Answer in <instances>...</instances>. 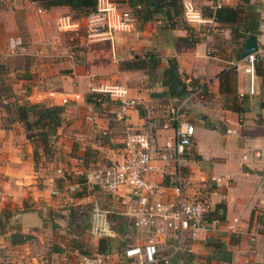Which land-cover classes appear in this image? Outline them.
Segmentation results:
<instances>
[{"label": "crops", "instance_id": "1", "mask_svg": "<svg viewBox=\"0 0 264 264\" xmlns=\"http://www.w3.org/2000/svg\"><path fill=\"white\" fill-rule=\"evenodd\" d=\"M111 1L123 9L133 4V0ZM182 2L192 3L201 14L213 11V0ZM219 3L241 6L250 16L245 23L257 30L248 35H264V0ZM37 9L27 0H0V65L7 70L19 102L60 106L64 112L56 140L45 154L38 142L27 140L24 127L12 122L0 103V264H80L84 253L98 252L99 240L90 235L94 202L110 210L114 237L104 240L106 254L113 264L127 263L123 250L151 237L148 230L135 228L126 214L135 201L125 189L114 198L89 188L86 177L122 159L129 132H147L152 150L170 140L173 131L162 127V119L186 97L188 86L200 79L210 85L201 105L197 100L186 105L195 136L181 171L182 191L187 199L205 201L209 210L195 234L184 232L181 240L169 234L161 240L159 252L169 255L180 245L170 264H264V162L253 157L254 153L264 157L262 79L256 76L255 92L249 94L248 74L223 72L237 48L230 42V25L190 24L199 41L187 46L179 41L187 31L172 30L158 20H136L131 30L119 35L114 62L108 42L85 40L84 18L73 33L79 50L72 73L64 58L69 51L67 34L55 28L57 19L68 16L69 10L42 11L39 28ZM44 34L52 38L53 59L36 55L37 51L46 54ZM9 48L20 49L21 54L10 56ZM148 53L158 59L151 75L122 68L123 63L143 59ZM89 76L127 88L128 96L137 98L139 104L125 108L123 119L118 117V104L109 102L95 109L85 101ZM176 79L186 85L184 94L177 93ZM62 98L68 103L62 104ZM107 130L112 134L103 136ZM166 173L149 180L166 187L171 184V170ZM212 177L221 182H212ZM70 187L75 191H69ZM154 200L174 201L175 197L166 189L154 195ZM219 208L224 210L218 213L223 212V219L215 220ZM23 236L29 239L19 244Z\"/></svg>", "mask_w": 264, "mask_h": 264}, {"label": "built area", "instance_id": "2", "mask_svg": "<svg viewBox=\"0 0 264 264\" xmlns=\"http://www.w3.org/2000/svg\"><path fill=\"white\" fill-rule=\"evenodd\" d=\"M219 0H213V8H219ZM140 5L129 9H123L119 4L111 0H98L97 12L85 18L83 25L84 38L87 42H108L111 48L112 59L116 62L115 52L119 35L131 30L137 20L135 10ZM42 11L36 10V21L39 28L43 26ZM183 17L188 24H212L202 17L190 2L183 3ZM56 31L67 34L69 51L64 58L70 63L69 69L74 73V32L80 29L78 21H72L69 16H60L55 24ZM258 52L245 57L244 59L227 62L226 70H242L249 76L248 93L255 92L253 63L257 56H264V35H258ZM52 38L43 35V54L37 51L38 57L53 59L56 56L51 54ZM10 56L21 54L20 49L9 48ZM210 85L208 80L200 79L188 86L186 97L179 105L171 107L167 116L162 119V127L170 128L173 135L170 140L159 146L156 150L150 148V136L147 132H129L123 141L124 154L120 161L98 169L86 177V185L89 188H97L110 197H120L122 189L128 191L135 201V206L130 208L126 214L132 220V225L139 229H146L151 237L136 246H130L123 250L122 255L127 260L125 264H170L171 258L177 255L181 248L177 245L169 255L162 256L158 246L163 237L174 234L181 240L184 232L195 234L205 222V215L209 210L205 201L200 199H187L182 191V174L185 167V156L189 154L192 146L195 127L190 122L186 105L192 100H197L201 105L203 90ZM86 88L88 94H102L113 103L119 105L118 117L124 118L125 108L135 107L139 104L137 98H130L128 90L118 85L104 83L97 76L86 77ZM243 97V94H240ZM62 104H67L68 99L62 98ZM98 113V112H97ZM97 113H94L96 116ZM99 114V113H98ZM103 136H110V131L101 133ZM256 159L264 157L259 153L253 155ZM246 160V157H243ZM158 164V165H157ZM171 170V184L163 186L150 182L153 175L167 174ZM58 174L61 171H57ZM212 182L220 183L221 178L212 177ZM170 189L175 197L174 201H156L154 195L162 194ZM69 191H75L70 187ZM57 193V192H56ZM110 210L101 208L94 202L91 209L90 235L93 239H106L114 237V232L109 223ZM80 264H113L110 254L82 255Z\"/></svg>", "mask_w": 264, "mask_h": 264}, {"label": "trees", "instance_id": "3", "mask_svg": "<svg viewBox=\"0 0 264 264\" xmlns=\"http://www.w3.org/2000/svg\"><path fill=\"white\" fill-rule=\"evenodd\" d=\"M34 4L38 9L44 12H49L55 8H67L69 17L72 21H78L89 17L97 12L98 0H27ZM249 0H244V3ZM140 5L139 10H135V15L138 21L142 23L151 21H161L169 26L170 29H182L188 32L185 38H180L179 41L187 46H194L198 43L196 32L188 24L183 17V2L182 0H133L132 7ZM213 11L206 13L204 10L202 17H208L214 24H229L230 25V42L235 44L237 48L234 50V60H239L242 52L243 41L248 34H257V30L252 23H245L247 12H243L241 6L236 8L222 7L212 8ZM242 13H245L242 16ZM241 39V42L238 40ZM79 48H74L76 53ZM233 60V61H234ZM158 64V59L155 54L148 53L143 59L133 60L123 63L121 66L128 71L147 72L150 75L154 72ZM254 73L262 79L261 87V107L264 112V56H257L254 63ZM230 70H223V72ZM167 76V74H166ZM193 82L192 84H194ZM208 87L203 90V98L206 95ZM85 101L88 104H93L94 108L100 110L102 105L111 102L109 98L102 94H87ZM0 103L9 113L12 122H19L25 130L28 141L38 142L45 154L51 151V148L56 140V131L61 124V115L64 109L60 106H46L44 104H32L29 102H19L15 97L11 82L7 77V70L3 65H0ZM113 103V102H111ZM116 104V103H115ZM238 108V107H237ZM240 111V109H237ZM37 154V150H34ZM219 208L214 213L215 220L223 219V212L219 215ZM28 237H20L17 242L19 244L28 240ZM106 239H99L98 254H106L105 243ZM15 243V240H12ZM83 255H89L83 254Z\"/></svg>", "mask_w": 264, "mask_h": 264}, {"label": "water", "instance_id": "4", "mask_svg": "<svg viewBox=\"0 0 264 264\" xmlns=\"http://www.w3.org/2000/svg\"><path fill=\"white\" fill-rule=\"evenodd\" d=\"M258 52V38L256 35H248L244 41L242 52L240 55V59H244L245 57L255 54ZM175 87L177 89V93L179 95L184 94L186 92V85L180 82L178 79L175 80Z\"/></svg>", "mask_w": 264, "mask_h": 264}, {"label": "rangeland", "instance_id": "5", "mask_svg": "<svg viewBox=\"0 0 264 264\" xmlns=\"http://www.w3.org/2000/svg\"><path fill=\"white\" fill-rule=\"evenodd\" d=\"M20 1H22V0H20Z\"/></svg>", "mask_w": 264, "mask_h": 264}]
</instances>
